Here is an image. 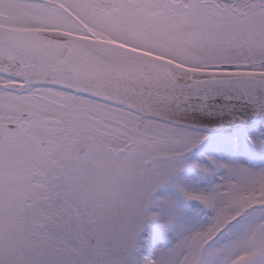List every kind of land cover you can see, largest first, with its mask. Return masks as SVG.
Returning <instances> with one entry per match:
<instances>
[{"label":"snow or ice","instance_id":"obj_1","mask_svg":"<svg viewBox=\"0 0 264 264\" xmlns=\"http://www.w3.org/2000/svg\"><path fill=\"white\" fill-rule=\"evenodd\" d=\"M258 121L264 0H0V264H264Z\"/></svg>","mask_w":264,"mask_h":264},{"label":"rangeland","instance_id":"obj_2","mask_svg":"<svg viewBox=\"0 0 264 264\" xmlns=\"http://www.w3.org/2000/svg\"><path fill=\"white\" fill-rule=\"evenodd\" d=\"M259 127H264V123L258 125ZM218 133L220 135H223L225 137H227L230 141V143L234 145V147H236V149H241L243 146H245L246 144V140H247V135L249 134L248 132H239L237 134L238 130H233L230 129L229 127H222V128H218ZM212 137H209V139H211ZM207 143V142H206ZM228 158V157H226ZM241 162H246V161H241ZM256 164H259L261 166H264V157H260L259 155L257 156V159L254 161ZM181 175L186 176V177H193L195 175L194 171L191 169H185L182 171ZM173 193V188L171 184H166L164 186H162L160 189L157 190L156 195L158 196H165V195H169ZM182 204L186 205L188 204V202L185 201H181ZM191 209L194 210V214L192 216L193 220L196 219H202L205 222L207 221V217L199 211L198 205L195 202L191 203ZM153 228H155V226H153ZM172 239H175V237H173ZM169 245V239L167 237H161V239L157 242V247H166Z\"/></svg>","mask_w":264,"mask_h":264},{"label":"clouds","instance_id":"obj_3","mask_svg":"<svg viewBox=\"0 0 264 264\" xmlns=\"http://www.w3.org/2000/svg\"><path fill=\"white\" fill-rule=\"evenodd\" d=\"M101 166H103L104 162L103 161H100L98 162ZM95 187V185H93L92 183L88 182V181H85V185H84V192H85V195L88 194L89 190L91 188Z\"/></svg>","mask_w":264,"mask_h":264},{"label":"water","instance_id":"obj_4","mask_svg":"<svg viewBox=\"0 0 264 264\" xmlns=\"http://www.w3.org/2000/svg\"><path fill=\"white\" fill-rule=\"evenodd\" d=\"M253 119L255 120L256 118L253 117ZM259 122V121H258ZM247 123V117L244 118V120L241 121V125ZM227 127V126H226ZM230 129H233V130H238L237 128L233 127V128H230Z\"/></svg>","mask_w":264,"mask_h":264},{"label":"bare ground","instance_id":"obj_5","mask_svg":"<svg viewBox=\"0 0 264 264\" xmlns=\"http://www.w3.org/2000/svg\"><path fill=\"white\" fill-rule=\"evenodd\" d=\"M218 128H222V127H218Z\"/></svg>","mask_w":264,"mask_h":264}]
</instances>
